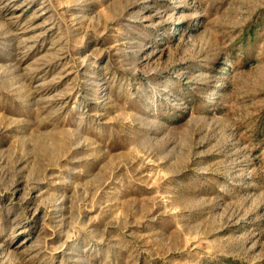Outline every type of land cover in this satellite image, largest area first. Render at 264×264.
Segmentation results:
<instances>
[{
  "label": "rangeland",
  "instance_id": "1",
  "mask_svg": "<svg viewBox=\"0 0 264 264\" xmlns=\"http://www.w3.org/2000/svg\"><path fill=\"white\" fill-rule=\"evenodd\" d=\"M0 264H264V0H0Z\"/></svg>",
  "mask_w": 264,
  "mask_h": 264
}]
</instances>
